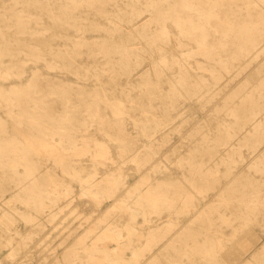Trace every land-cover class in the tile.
<instances>
[{"label": "bare ground", "instance_id": "6f19581e", "mask_svg": "<svg viewBox=\"0 0 264 264\" xmlns=\"http://www.w3.org/2000/svg\"><path fill=\"white\" fill-rule=\"evenodd\" d=\"M11 1L13 4L9 9L23 3L28 12L30 8L36 11L34 23L45 16L49 27L30 32L25 30L30 24L26 19L29 14L0 13V21H14L17 33L40 41V45L30 47L20 36L9 39L3 28L10 24L0 23V58L11 59L7 66L0 62V78L23 76L24 65L16 62L19 58L14 59L15 51L22 49L56 73L54 77H45L33 69L24 84L14 80L8 87L0 84V108L16 124L15 131L27 133L24 138L10 132L7 121L0 116V191L14 189L11 203H19L7 204L5 208L14 209L24 227H37L47 209L59 207L58 201L71 194L70 181L75 180L81 194L87 195L94 207L108 199L117 200L113 208L127 211L131 220L117 226L103 216L77 239L40 257L43 264H77L81 259L83 264H162L161 259L170 264H182L183 257L191 260L188 264H197L193 262L195 258L208 264H222L218 259L223 246L220 226L229 225L234 219L237 223L233 230L239 227L245 230L221 256L228 257L231 264H264V240L260 242V236L251 224L264 206V0ZM80 11L96 14L109 25L103 27L87 16L81 17ZM55 26L73 27L79 34L78 39L67 41L66 34L56 32ZM86 31H102L110 39L88 41L84 36ZM115 33L121 36L117 43L111 40ZM12 40H15L14 45ZM59 40L70 45L53 48ZM132 45L138 46L132 49ZM82 54L103 58L104 65L77 66V57ZM144 58L146 64H143ZM99 69L109 72L107 75L113 85L119 84L116 79L122 76L127 79V87L142 84L150 107L151 95L159 91L161 82L169 85L167 97L170 102L191 98L203 104L202 96L223 86L224 75L236 74L238 82L247 74L215 108L228 115L229 122L218 124L212 135L202 127H196L192 134L196 137L195 145L191 146L188 156L178 159L181 168L187 167L191 171L187 175L181 172L192 191L172 180L171 173L165 171L157 175V166L152 165L155 153L152 147L155 140L152 139L156 138L153 135L177 113L171 104V107L163 108L159 119L151 117L147 120L154 123L144 126L151 128L145 132L150 139L139 148L137 139L124 122V110L119 106L121 101L109 97L114 96V92L102 95L104 107L110 109L108 114L98 100L84 101L85 96H91L95 91L72 88L73 83L79 84V81H62L67 79L66 73H72L77 80L85 81L90 76L100 80L103 74ZM123 94L128 97L126 92ZM53 95L61 98L60 110L49 102ZM86 121L95 123V129L116 144V154L122 163L128 159L134 164L140 179L133 186H129L122 168L105 170L97 176L96 164L111 159V151L108 142L98 137L86 135L81 136V141L75 140L78 131L87 130ZM132 125L137 128L136 120ZM242 130L243 136L230 145L232 135ZM227 143L230 146L226 157L237 154L241 146L259 156L251 167L260 174V179L253 181L247 175L233 177L218 194L215 203L206 208L197 207L193 192L201 194L207 188L216 187L218 177L214 168L204 166L196 154L206 148L216 152L219 145ZM55 151L67 152L71 157L58 164L60 171L71 179L68 182L55 176L54 172H42V163L35 157L38 152L54 154ZM84 155H89L92 162L86 177L82 175L86 170L82 162ZM231 159H220L219 163L226 166L225 171L232 166ZM18 206L25 209L17 211ZM191 210L197 213L191 227L181 228L176 220L179 216L161 227L159 224L148 225L147 230L140 233L144 236L142 245L132 249L128 258L118 252L121 245H128L130 236L136 234L133 225L136 213L145 224L158 220L162 212L181 214ZM10 221L12 216L7 211L2 212L0 228H7ZM211 228L213 235L209 233ZM27 234L19 236L16 246L4 242L0 234V264H23L25 259L21 257L27 250ZM109 241L116 244L110 245ZM155 245L160 247L159 251L144 257Z\"/></svg>", "mask_w": 264, "mask_h": 264}, {"label": "rangeland", "instance_id": "374dc122", "mask_svg": "<svg viewBox=\"0 0 264 264\" xmlns=\"http://www.w3.org/2000/svg\"><path fill=\"white\" fill-rule=\"evenodd\" d=\"M44 1V0H39ZM13 4L11 0H0V13L11 14V13H23L29 14V17H26L30 21L28 30L30 32L38 31L40 28L47 27V18L42 16V19L38 23H34L33 17L36 16V11L31 9L29 12L24 7V4L17 3L14 5L13 10L9 9V7ZM29 9V8H28ZM81 17L87 16L90 20H93L94 23H98L100 26H108V22L102 17L93 14V13H84L80 11ZM9 16V15H8ZM12 18V16H10ZM9 23L10 25L5 29L6 36L9 39H15L16 37H21L23 42L28 43L30 47H34V45H40L39 38L31 39L24 33H17L15 31L14 21L5 20L0 21V23ZM49 27V26H48ZM56 32H64L66 34V40H76L79 37V34L75 31L73 27L63 26V27H54ZM120 34L115 33L111 40L115 43L119 42L121 39ZM84 36L88 37V41L93 40H101L109 38L102 31H86ZM23 37V38H22ZM25 37V38H24ZM37 39V40H35ZM110 39V38H109ZM57 42V43H56ZM12 45L15 44V40L11 41ZM70 44L64 42L63 40L55 41L53 44V48H65ZM138 45L130 46L132 49L136 48ZM19 58L16 62L18 64L22 63L24 68L23 76L19 79L15 77H10L8 79L0 78V84L4 87H8L10 81H15L20 84H24L30 72L33 69H37L38 73H42V76L54 77L55 71L47 69L44 66L42 60L35 61L32 57L27 55L26 50L22 49L20 51H15L14 59ZM11 59L7 56H3L0 58V62L2 66L9 65ZM15 62V61H14ZM147 63V59H143V64ZM77 66H89L93 67L95 64L103 66V58L100 57H86L85 55H81V57H77V61L75 63ZM97 65V66H98ZM101 75L100 80H96L94 76H90L88 80H77L75 75L72 73H66L64 76L67 79H63L64 82L71 81H79V84L73 83L72 88H80L84 91L94 92L91 96H85L84 101H92L96 99L99 101L100 106L105 108L102 109L109 114L110 109L108 107H104L103 102V94L114 92V96L110 95L109 97L116 100L121 101L119 106L123 108L122 115L124 116V122L128 128V131L131 135L135 136L137 139L139 148L143 147V144L146 143L150 138L145 135L146 130H150L151 128L145 129L144 126L146 124L153 125L154 123H150L147 121L151 117H155L159 119L162 114L163 108L170 106V104L177 111L176 116L169 121H166L160 129L153 135L156 137L154 143H152V147L155 150L153 154V164L157 166V175H161L163 172L171 173V179L174 181L181 182L186 189L192 191L191 186L184 180L182 172H185L187 175L191 171L188 170L187 167L181 168L178 164V159L183 156H188L189 151H191V146L195 145L196 137H192L193 131L196 127H202V129L206 130V133H210L212 135L215 132L218 124L221 122L228 123L229 117L226 114H223L221 111L217 112L216 107L223 101V99L232 92L239 84L243 82L247 74L242 75V77L237 81L238 78L236 74H231L229 77L223 76L222 81L223 86L218 89L213 90L212 92H207L203 97V104L198 103L191 98L186 100L176 99L173 101H169L167 97V93L169 92V85L166 82H161L158 86L159 91H154L151 95L150 102L152 106L147 105V98H145V90L142 84H137L135 87H127L126 78L118 77L116 82L119 84L113 85V82L108 78V71H103L99 69ZM235 79V80H234ZM134 80V79H133ZM236 82V83H235ZM56 92H60L57 90ZM123 92L128 94L124 95ZM97 94V95H95ZM201 100V99H200ZM209 100V101H208ZM61 98L59 96L53 95L49 98V102H52V105H55L57 110H60L62 106L60 105ZM169 102V104H168ZM171 107V106H170ZM173 110V111H175ZM0 116L7 121V125L10 132H14L15 135L24 136L27 138V133L25 131H15L17 127L15 123L11 122L7 117L3 108H0ZM136 120L137 128L133 127V122ZM87 130L78 131L76 133V141H81V136H92L98 137L100 140H104L108 142L110 151H111V159L105 160L103 163L96 164V169L98 171L99 176L105 170H121L125 172V177L127 182H129V186H133L140 179V175H138L137 171L134 169V164L125 159V162H121V159L117 157V147L116 144L106 137H104L100 132H98L95 127L96 124L86 121ZM249 127V124L246 125ZM145 130V131H144ZM232 130V129H231ZM138 131V132H136ZM234 132V129L232 130ZM244 130L234 133L232 137L229 139L230 145L236 144L238 138L242 137ZM220 134H222L220 132ZM197 136V135H196ZM152 137V136H151ZM228 143L225 145H219L217 147V151L214 152L212 149L206 148L202 149L201 153L196 154V158L198 160H202L204 166L214 168V173L217 175V180L215 182L216 187L207 188L202 193L193 192V199L197 203V207L206 208L208 205L215 203V199L218 197V194L225 190V188L229 185L230 181L233 177H240L247 175L253 181H258L259 173L254 171L251 167L252 163L259 157L254 156V152H250V149H247L245 146H241L239 148V152L237 154L231 155L230 157H226L225 153L228 152V148L230 146ZM263 150L260 151V153ZM53 154V153H52ZM48 154L43 152H38L35 154V157L39 159L40 163H42V172L49 171L54 172L55 176L63 181H70L71 179L68 175L63 174L60 171L59 163L70 160V156L67 152L63 153L60 151H55L54 154ZM260 155V154H258ZM229 158H232V166H230L229 170L225 171L226 166L224 164H220V159H224L225 161ZM83 164L86 167V170L83 171V177H86L87 172L92 169L91 159L89 155L82 156ZM223 161V160H222ZM205 167V168H206ZM1 173V172H0ZM66 183V182H65ZM71 194L66 198L59 200V207H52L51 209H47L41 217V224L37 227H24L22 225L21 220L17 218V212L12 208H5L7 204H14L17 202L11 203V198L15 193L14 189H5L4 191H0V215L2 212L7 211L12 216V221L8 223L7 228H0L1 238L4 242L11 243L12 246H16L17 242H19V236L25 235L27 233L28 238H26V252L24 256L21 257L23 260V264H43L42 258L46 256L48 253L53 251L56 248H60L65 243H68L70 240H75L84 234L89 226L96 222L99 218L106 216V220L112 224L121 226L124 221H131L129 218V213L123 209L113 208V204L117 203V200L108 199L102 202L99 206L94 207L89 200L87 195L81 194L79 190L78 183L75 180H71ZM197 184H201V181H197ZM213 184V181L211 182ZM189 185V187H188ZM123 190L120 191L119 197ZM19 205V203H17ZM25 208L23 206H18L16 208L17 211H23ZM55 213L52 217L50 214ZM226 215L227 214L226 212ZM160 218L158 220H154L152 223H142L141 215L136 213V218L134 221L135 235H131L130 243L128 245L122 246L118 252L123 253L125 257H129L131 250L135 248H139L143 241L144 236H141L140 233L145 232L147 230V226L151 224H159L161 227L166 221L171 220L179 216L176 220L178 221L181 228L184 226H192L193 220L196 219L197 213L194 210L175 214V213H167L162 212L160 214ZM215 221V219L213 220ZM105 222V221H104ZM103 222V223H104ZM203 223V222H202ZM237 220L234 219L229 225H221L220 231H222L223 235V246L219 252L218 259L222 264H231L228 263L230 260L228 257L226 258L223 253L227 248H230L234 239H237L241 236L242 232L245 230L244 228H238L237 230H233L234 224L236 225ZM251 224L255 227V233L260 236V242L264 240V206L260 213L257 214L255 220H252ZM132 225V223L130 224ZM204 223L201 226L202 231L204 232ZM17 227V228H16ZM235 227V226H234ZM9 229V231H6ZM17 233H16V231ZM98 231V228L95 229ZM234 232H237L233 235ZM209 233L213 235L212 228L209 229ZM95 234L92 233L90 237H93ZM88 239V238H87ZM110 245H115V241H109ZM260 244H258L259 246ZM6 248V247H5ZM160 247L157 245L153 246L152 251H148L145 253L144 257L149 256L153 252H158ZM23 250V251H24ZM8 252L5 251L4 254ZM23 253V252H22ZM229 260V261H228ZM191 260L185 257L182 258V264H188ZM160 262L162 264H170L165 259H161ZM197 264H208L207 261L203 259H194ZM85 263L83 259L79 261L77 264Z\"/></svg>", "mask_w": 264, "mask_h": 264}]
</instances>
